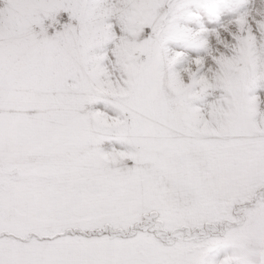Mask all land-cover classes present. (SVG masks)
I'll return each instance as SVG.
<instances>
[{
  "label": "snow or ice",
  "instance_id": "6c2138e0",
  "mask_svg": "<svg viewBox=\"0 0 264 264\" xmlns=\"http://www.w3.org/2000/svg\"><path fill=\"white\" fill-rule=\"evenodd\" d=\"M0 264H264V0H0Z\"/></svg>",
  "mask_w": 264,
  "mask_h": 264
}]
</instances>
